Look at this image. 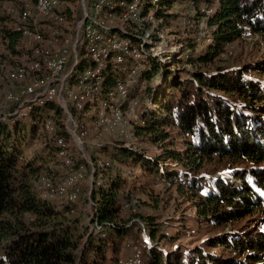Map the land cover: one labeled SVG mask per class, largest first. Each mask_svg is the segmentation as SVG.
Masks as SVG:
<instances>
[{
	"label": "trees",
	"instance_id": "obj_1",
	"mask_svg": "<svg viewBox=\"0 0 264 264\" xmlns=\"http://www.w3.org/2000/svg\"><path fill=\"white\" fill-rule=\"evenodd\" d=\"M175 1L146 0L142 15L151 11L154 20L174 15L167 12ZM21 4L20 1L15 4V13H3L12 18H8V24L4 21L0 24V48L8 40L7 45L13 49V43L19 41L25 56L22 35L15 29L23 9ZM188 4L201 13L203 26L198 25L193 41L180 42V53L189 51L184 60L187 64L213 62L223 47L246 30L264 36V0H188ZM64 12L69 14L67 9ZM146 24L143 26L148 27ZM149 37L153 39L151 34ZM205 43L206 49L193 55L195 47ZM148 46L145 49L151 50ZM84 48L79 51L80 63L69 77L70 84H74L75 73L90 65L88 58H84ZM160 57L142 56L139 67L137 62L134 65V72L113 65L104 70L101 95L107 94L117 79L128 80V85L132 77L131 92L160 75L163 83L153 90L139 116L135 115L130 137H144L163 146L155 157L125 146L101 148L111 160L99 161L102 159L99 153L91 154L97 179L90 193L91 222L97 230H91L85 239L78 220L65 216L63 210L49 202L52 198L36 189L41 176L49 177L36 176L41 168L37 166L38 160L27 157L22 144L25 138L35 135L41 116L35 117L27 130L21 120H0V264H264V60L241 67L190 70L188 76L181 78L178 69L173 71L169 67L172 63ZM130 61L137 60L128 59L124 64L133 66ZM21 65L19 62L15 69ZM144 90L147 92L146 87ZM126 93L128 96L127 86ZM56 103L37 106L31 115L41 110H48L46 116L50 118L54 114L51 120L55 135L67 141L64 114ZM92 103L96 101L87 102L81 110L73 107L72 110L82 112ZM171 129L182 135L185 141L182 149L173 146ZM73 159L74 166H79L81 158ZM125 161L140 167L142 179L151 182L159 175L165 184L175 185L181 194L185 192L194 205L193 217L222 229L199 245L174 244L171 250L163 251L152 242L176 239L163 232L152 216H144L147 243L143 234L140 236L136 231L135 220L126 222L117 217L126 185L124 178L116 173L104 177L103 182L99 179L101 171ZM166 162H176L182 167L185 180L178 179V169L160 174L159 164ZM222 171L230 177L218 175ZM236 179L240 184H236ZM256 212H261L256 223H238ZM66 213H72V209L69 207ZM231 224L230 229H223ZM129 241L139 244L134 248V258L123 263V249L130 246L125 244Z\"/></svg>",
	"mask_w": 264,
	"mask_h": 264
},
{
	"label": "rangeland",
	"instance_id": "obj_2",
	"mask_svg": "<svg viewBox=\"0 0 264 264\" xmlns=\"http://www.w3.org/2000/svg\"><path fill=\"white\" fill-rule=\"evenodd\" d=\"M1 1L5 4V9L2 10L3 13H7V11L8 13H15V4H17L20 0ZM90 1L91 0H59L56 6L58 8V11L62 12V21H44V18L39 15H35L33 17L36 8L33 3L29 4L30 13L32 16V20H30L34 27L38 26L42 28L45 31L44 34L46 37L47 34L50 33L49 35H51V41H55L57 35H62L63 39L67 38L69 40L66 44V48L68 51L67 54H72V44L74 42L71 65L67 69V72L72 71V74L74 72V69L79 65L78 63L75 67L76 61H79V51L81 50L82 46L84 47L81 38V35L83 34L82 31H84V27L88 22L82 21V25H80L81 33H76L75 35V32H77L80 24L79 15L83 10V17L91 19L93 11L88 9ZM118 2L119 1H116V3ZM145 2L146 0H143L140 4L144 5ZM31 7H34V9ZM66 9L69 10V14H66L64 12L66 11ZM114 9L121 12L123 10V6H118ZM3 13L0 14V16H2V21L0 22L1 25L3 21L6 22L4 24H8V18H12L9 15ZM167 13H172L174 15L165 16L162 19L155 18L154 20L152 17L153 13L149 11L148 14H151L150 17H148V14L143 15V20L134 22L140 24V22L142 21V24L147 23L149 25L148 27H145L144 25L142 26V28H138L141 31L139 30L137 32L135 31V29H133L132 26H129L127 31L131 34V36L140 34V37H137V42L139 43L142 38V42H145L144 45L148 44L152 47L151 50L145 49L143 56H161L160 58L165 62L169 61V63H172L169 64V67L173 71H175V69H178L176 72H178L177 74L181 78L188 76L189 72H191L190 70H214L218 66L241 67L243 64L252 62L256 63L258 61L264 60V36L250 30H246L240 38L234 40L228 46L223 47L222 52L218 56H216L213 62H210L206 65L202 63H200L199 65L187 64L184 60L186 58V53H188L189 51H183V53L181 54L180 42L184 41V44H187L188 40L189 42L191 40L193 41V37L196 36L199 30L198 25L201 24V26H203L200 20L201 13L195 12L189 6L188 0H176ZM3 17L5 18L3 19ZM112 18L113 24H116L121 28L124 26L125 21L121 19L120 14H112ZM14 19L15 18H13V20ZM19 22L16 25H18ZM187 23H191V25ZM47 27H50V29H48ZM50 30H52V32ZM53 30L57 32V35ZM150 34L153 39H150ZM78 37L80 38L79 41L75 42V39ZM22 39L25 56L22 49V44L19 41L13 43V49H11L9 44L7 45L8 40L4 42L3 46L0 48V120L7 122L21 120L20 123L22 124V127H24V130H27L34 122V118L41 116V120L38 123L35 135L32 138H25L22 147L24 149V154H26L27 157H34L35 160H38L37 166H40L41 168L37 172L36 176H38L39 174L40 176H48L53 186H55L63 180V178L68 174L69 171L66 162L63 159L59 158L57 154H55V157L57 156L56 158L59 160H55V144L53 141V137L50 136L43 127L42 123L48 110H41L40 113L31 115L32 112H34L35 107L37 106L32 105L29 110L26 106L29 115L26 117L15 118V112H11L10 109V106H13V104H17L16 98H18L21 88L24 85L28 84V81L32 77L39 76L42 79H48L47 72L42 67H39L40 69H38L37 71L27 69L23 76H17L18 69H15V67L19 64V62L22 63L21 66H26L28 64L27 59L30 58V54L28 52L30 50V47L33 45V42L28 40L26 37L24 38V36H22ZM35 41H38L42 45L46 44L47 46H51L50 42L47 41ZM54 41L52 43V47H56V45H54L56 44V42ZM133 41H136L135 38L133 39ZM210 42L211 41L207 43ZM207 43L196 46L193 55L203 52L206 49ZM57 48H53L55 49V52L58 51ZM20 50L22 52H20ZM86 57L87 52L84 58ZM168 58L170 59L168 60ZM175 58H179L181 61L177 62ZM139 61H130L133 65L131 67H127L126 64L120 67H116L120 68L122 71H127L128 69L132 71L134 65H136V62L138 64ZM140 63L142 64V62ZM110 65L113 64L110 63ZM21 66H19V68ZM136 66L139 67V64ZM13 80H16V82H12ZM120 80L124 81L125 79H117L115 83ZM68 81H70L69 78ZM76 83L77 81L76 79H74V89H76ZM162 83L163 80L161 79L160 75H155L153 76V78L143 83L140 88L137 87L130 92L131 88L134 86L133 79L132 77H130V81L127 85L128 96H126V98L124 99L117 95L114 96L115 99L121 102V105L123 106L124 119L122 121V128L126 129L127 132L124 134H120L121 132L119 133V131H117L118 129H113L111 130V132L107 130L108 132H105L104 128L100 127L97 124L96 119L99 117L98 110L100 107V101L104 97L103 95H100L96 103H92L82 112H74L69 102V109L71 114H73L72 124L69 118L70 115L68 111L65 110V102L59 100V103H56V105H58L63 111L64 118H62V120L65 124V131L67 130L66 133L68 132L66 136L69 152L66 153V156L71 159V163L74 162L73 164L76 163L73 157L76 159L81 158L79 166L76 167L72 165L73 168H78L82 165L83 168H85L83 177L79 180L78 185L80 195H78L79 197H77V199L70 204H67L68 201L65 199V196L63 194L57 192L56 186L53 191L48 192V190L43 189L42 191H46V194L52 193V200H50L49 202L56 205L58 207H56L57 209L63 210L65 216L78 220L79 230L83 236V239H85L87 233L92 230L91 217L93 215V200L91 199L90 193L91 189L95 185L94 179L95 181L97 180L96 177H94L95 166L94 162L91 160V154L98 155L99 153L100 158H102L99 161H104L105 159L111 160L108 155H106L103 151L101 152L100 150L103 147L111 150L115 146H125L130 148L133 147L138 151L144 152L146 153V155L153 157L160 154L162 152L161 146H163V143H152L144 139V137L133 139L132 137H130V129L132 130V127L135 124V115L139 116L140 110L145 107L146 103H148V99L151 98L150 95L151 93L153 94V90H155ZM145 87L147 89V92H145L144 90ZM9 93L14 95L13 99H9ZM53 115L54 114H52L51 116L52 119ZM81 125H83V127L85 126L84 129L86 130L85 134L87 136L84 135V137L78 138L79 132L82 129ZM11 128H13L12 125ZM75 131L77 132V137ZM169 132L171 134V141L173 142V146L175 148L182 149L185 142L182 135L174 129H171V131ZM83 149L85 152H83ZM108 164L109 163H106L105 165ZM99 166H102V163H99ZM159 166V168H162L159 171L160 174L162 172H171L174 169H178V179L185 180V175H183L182 173L183 169L176 162H166L165 164L161 163L159 164ZM116 173H119L126 182L124 191L122 192L121 196V209L117 215L118 219H120V221L126 222H133L135 220L137 224L135 227L136 231L140 236H142L143 234L146 242L148 243L149 240L146 235L147 231H144V228L145 230L147 229L144 221L142 220V217L152 216L155 219V223H157V225L160 227V229H162L163 232L176 239L174 242H168V240H162L160 242L154 241L152 242V245H154V247H159L163 251H168L172 249V246L174 244H181L182 246H192L194 244L199 245L201 244V241L203 239L214 234L215 232H219L220 229H222L208 224L203 220L194 218V205L192 201H190V199L185 196L186 193L183 192V194H181L180 192H178L175 185L165 184L164 181H162V179L159 177V175L153 178L151 182H148L142 179V172L138 165L135 166L133 165V163L125 161L122 163L116 162L110 170L105 169L104 172L101 171L99 179L101 180V182H103L104 177L108 178L110 174L113 175ZM218 175H220L221 177H230V175L226 171H222ZM235 182L236 184H240L239 180L237 179ZM61 195H63V198H60ZM69 207L72 209V213H66ZM260 214L261 212H256L253 216H248L242 221H238V223H256L255 221L260 218ZM233 224L235 225V223ZM231 226L232 224L224 226L223 229L228 230L231 228ZM93 230H97L95 225ZM127 243L130 244L131 247L125 245L123 249L124 253L122 254L123 263L130 262L129 260H127L128 258H134V254L136 252L134 248L139 244L137 241H129L125 244Z\"/></svg>",
	"mask_w": 264,
	"mask_h": 264
},
{
	"label": "bare ground",
	"instance_id": "obj_3",
	"mask_svg": "<svg viewBox=\"0 0 264 264\" xmlns=\"http://www.w3.org/2000/svg\"><path fill=\"white\" fill-rule=\"evenodd\" d=\"M20 1L22 3L21 5L23 6V9L19 14L20 22L15 26V29L19 31L22 36H24V38L26 37L28 40L32 41L33 45L30 47V58L27 59L28 64L26 66L17 68V76H23L27 69L37 71L38 69H40L39 67L44 68L48 75V79H42L39 76L32 77L28 81L29 83L21 88L20 94H22L23 89L27 86L28 90H35L41 88V86L47 85L54 79L59 78V70L54 66V62L56 63V66H66V56H62V54H67L68 51L66 48V44L69 40L67 38L63 39L62 35H57V32L53 30L54 32H56L55 34L57 35V38L55 41L53 40L54 42H56V44H54L56 45V47H52L53 41H51V35H49L50 33L47 32L48 34L46 37L44 34L45 31L43 29L34 27L31 23L32 16L29 7L30 3H33L36 8L34 14H37L45 19V13L49 12V14L46 15V20L62 21V12L58 11V8L56 6L59 0ZM142 1L143 0H119L118 3L113 0L90 1L88 9L93 11L92 17L90 19V21H92V24L89 26L88 21L84 27V31H82L83 34L81 35L83 44L87 52V57L90 61V65H87L81 71V73L74 75V77L76 76L74 79H76L77 81L76 89L73 88L75 84H70V81H68V78L72 74V71L67 72V87L70 93L69 102L71 108L73 107L76 110H81L87 102L97 101V99L101 95L100 93L104 70L108 67V65H110V63L120 67L122 65H125L124 63H126L128 59L132 61L139 60L143 56V54H136V51H145V42H142V38L139 43L137 42V38L135 39L136 41H133V37L127 31L129 26H132L133 29H135V31L137 32L140 30L138 28H142V21L140 22V24L134 23L138 20H143V15L141 14L142 5L140 4ZM2 3L3 2L0 0V12L5 9V4ZM118 6H123V10L121 12L114 9ZM31 8L34 9V7ZM112 14L121 15V19L125 21L122 28L117 26L116 24H113ZM150 16L151 14H148V17ZM47 28L50 29V27ZM50 31L52 32V30ZM32 34L35 35V40H40V42H50L51 46H47L45 43V45H42L38 41L33 40ZM136 36L139 38L140 34H136ZM79 39V37L76 38L75 42L79 41ZM53 48H57L58 51L55 52V49ZM78 63L80 62L76 61L75 67ZM135 69L136 67L133 68L131 72H134ZM127 81L128 80H120L115 83L114 86L111 87V89L107 92V94L103 95L104 97L100 101V107L98 106L99 117L96 119V122L100 127L104 128L105 132L107 130L111 132V130L113 129H118L117 131H119V133L121 132L120 134L127 133L126 129L122 128V121L124 119L123 106L121 105V102L117 101L114 97L115 95H117L122 99L126 98ZM20 94L18 98H16L17 104H21ZM8 97L9 99H13L14 95L9 93ZM54 101L59 103V99L55 97L27 98V107L28 110L30 108L29 105L31 107L32 105L43 107L47 103ZM28 110L26 106H20L19 117L28 116ZM52 122L53 121L51 120L49 115H47L44 118L42 124L45 131L53 137V141L56 147L55 153L59 158L63 159L66 162L69 171L68 174L63 178V180L55 185L56 190L58 193L63 194L68 202H73L77 199V197H79L78 195L80 193L79 186L74 187V182H77V180L79 181L83 177L85 167L83 168V165L78 168L72 167V165L74 164L71 163V159L66 156V153L69 152L68 142L63 137H56L55 127ZM84 127L83 125H81L82 129L79 132L78 138H82L84 137V135H86V130L84 129ZM55 186H53L49 178L41 176L37 183L36 189H40V191L43 193V196H45L46 198H51L52 193L46 194V191H42V189L48 190L49 192L53 191Z\"/></svg>",
	"mask_w": 264,
	"mask_h": 264
},
{
	"label": "built area",
	"instance_id": "obj_4",
	"mask_svg": "<svg viewBox=\"0 0 264 264\" xmlns=\"http://www.w3.org/2000/svg\"><path fill=\"white\" fill-rule=\"evenodd\" d=\"M48 14H49V12L45 13L44 21H46V15H48ZM79 16H80V24H79V28H78L77 32H75V35H76V33H81L80 32V25H82V21H89V26L92 24V21H90L89 18L83 17V10ZM87 30H88V28H87ZM34 36L35 35L32 34L33 40H34ZM120 44H121V42H120ZM73 48H74V42L72 44V54H62V56H66V66H56V63L54 62V66L57 67V69L59 70V78L58 79H54L52 82H49L47 85L41 86V88H39V89L28 90V86L23 89L22 94H20L21 95V104H13V106H10L11 112H15V118L19 117V115H20V106H27V98L55 97V98H58L59 100L65 102V110L68 111V113L70 115L71 124L73 123V114H71L70 109H69L70 93H69V90L67 87V69L71 65V61H72V57H73ZM144 52H145L144 50H139V51H136V54H143ZM0 118H1V116H0ZM75 134L77 137L76 131H75ZM83 152H85L84 149H83ZM85 157H86V154H85ZM78 185H79V181L77 180V182H74V187H77ZM60 198H63V195H61ZM91 228L93 230V228H94L93 223H92Z\"/></svg>",
	"mask_w": 264,
	"mask_h": 264
},
{
	"label": "crops",
	"instance_id": "obj_5",
	"mask_svg": "<svg viewBox=\"0 0 264 264\" xmlns=\"http://www.w3.org/2000/svg\"><path fill=\"white\" fill-rule=\"evenodd\" d=\"M35 15H37V14H34L33 17H34ZM37 27H38V26H37ZM38 28H40V27H38ZM40 29H42V28H40ZM38 195H39V194H38ZM56 207H57V206H56ZM57 208H58V207H57Z\"/></svg>",
	"mask_w": 264,
	"mask_h": 264
}]
</instances>
